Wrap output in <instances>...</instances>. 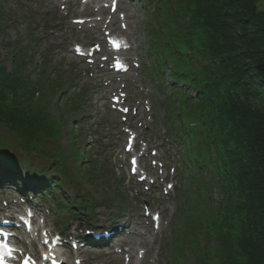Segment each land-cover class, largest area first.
<instances>
[{
    "label": "trees",
    "instance_id": "trees-1",
    "mask_svg": "<svg viewBox=\"0 0 264 264\" xmlns=\"http://www.w3.org/2000/svg\"><path fill=\"white\" fill-rule=\"evenodd\" d=\"M160 1L153 14L157 26L150 31L157 39L148 52L149 71L167 74L169 120L177 126L184 165L198 173L180 245L194 247L192 238H198L195 264H264V11L258 7L264 0ZM2 19L0 13V31ZM10 57L8 72L0 53V128L25 152L24 168L32 176L31 158L50 165L64 160L53 149L59 143L57 122L39 101L66 83L33 81L18 48ZM13 144L0 141V159L8 181L20 184L21 169L10 156ZM60 167L55 174L67 177ZM38 179L39 189L57 180Z\"/></svg>",
    "mask_w": 264,
    "mask_h": 264
},
{
    "label": "rangeland",
    "instance_id": "rangeland-1",
    "mask_svg": "<svg viewBox=\"0 0 264 264\" xmlns=\"http://www.w3.org/2000/svg\"><path fill=\"white\" fill-rule=\"evenodd\" d=\"M107 2L109 3L110 0H107ZM156 3H158V0H152L149 4L147 0H122L119 11L115 15V20L120 21L118 14L123 13L125 16L124 23L128 28L123 34L130 38L132 50L125 55V58L139 63L140 51H142L143 68H145L146 64L143 51L147 48L149 41L152 40L148 31L150 28H155V20L150 15L149 9L155 7ZM58 5L61 6L62 3L56 4L54 0H0V8L5 12L0 31V52L2 53V59L7 63L9 71L12 69L10 53L16 47L23 54V57L25 56L27 60L33 61L27 67L26 74L31 76V79L34 81L39 77L49 79V86L51 82L53 86L61 82L65 74L60 73L61 75L59 76L56 72L53 75L49 73V70L57 64L64 67V70L78 65L86 70L90 68V66L86 68L81 65L83 64L82 62L72 57L71 46L76 42L85 43L86 46H89L102 40L104 37V24L100 28L94 29L96 32L90 36V32L89 35L86 34L88 27L75 26L71 21L77 19L74 17L82 16L79 11L83 7H80L77 1L71 5L69 10L63 11ZM258 7L260 11H264V1L258 3ZM89 12L90 10L85 11L86 14ZM103 13L108 15L109 9H104ZM99 19L100 17H97V20ZM86 38H89L88 42H84ZM44 64L43 70L42 66ZM148 65L151 66L150 63ZM35 68L39 69L40 72L35 71ZM105 76L112 77L110 72H106ZM125 78L128 79V83L126 84L125 82L117 84L118 79L114 78H110V81L102 84L98 81L95 90L98 94L95 97L96 100L80 113L78 108L74 109V103L70 106L68 103L66 104V97L73 91L71 89L69 92V88L61 92L56 88L57 93L54 94H51L52 90L49 89L47 94L50 95L39 101L41 105L46 104L49 107L53 121L60 122H58V127L62 132V137L59 144H57V148L61 149L67 156V163L65 165L71 177L70 180H64L58 175L54 176L62 181L61 186L54 188L57 193L52 198L54 202L56 200L61 201L62 193H65L72 200L78 196L84 200L94 199L97 202L95 203L96 205H101L102 201L108 202V208L96 211L95 216L87 220L85 224L96 223L99 226H108L119 219L128 218L131 214L135 215L138 221L140 218L141 202L144 197L136 195L131 185L133 181L125 172L114 170L116 164L113 159L115 153L118 152L117 144L120 141L118 138L121 134L125 135L124 130L128 128L121 118L109 113L106 105L109 102L108 98L117 88H123L125 85L129 93L134 97L140 96L149 99L152 106V117L143 124V126H148L149 128L147 132H144L141 126H137L136 129L142 136L149 138L156 148H160L163 145L169 148V156L171 158L169 165L171 168H176L175 157H180L176 148L174 135L167 133L164 126L165 111L162 107L164 97L160 92L162 83L157 78H154V75H151V78L147 74L143 75L140 68H135L134 72L128 74ZM100 79L101 75L98 76V80ZM82 80L85 84L87 82L90 85L92 84L88 77ZM142 90L143 94L141 93ZM37 97L36 95L35 99ZM73 110L74 112H72ZM73 129L75 130L74 137H71L70 132ZM0 137L4 138L8 137V135L0 132ZM73 146L78 150L79 155H76L73 151ZM10 156L17 161L19 166L24 164V154L17 147L13 149ZM34 159H32V163H35L37 171H46V168L48 170V166L46 165L48 163L40 162L37 159L34 162ZM96 160H100L102 165H106L107 169H110L112 172V175L110 176V173L104 171L100 173H96V171L90 172ZM59 164L62 165L61 162ZM79 168L83 169L79 170ZM49 172L50 170L45 173ZM27 174L23 172V176L26 177L28 176ZM91 174L97 176L94 181ZM124 177L127 178L126 186ZM181 177L186 178V174H181ZM181 183V189L186 190L189 186L187 180L183 179ZM120 195L124 199V204H122L123 201L117 199V197L121 198ZM211 197L215 204L220 200L219 193L216 191L212 193ZM12 201L14 202L15 200L12 199ZM166 204L168 205V209ZM122 205H124V209ZM156 206L164 211V215L167 214V221L150 251L157 252L161 246V264H167L170 262L171 249L169 247L167 251H162V249L171 241V233L175 224L174 217L176 220L178 211L183 207V202L182 199L176 196V193L175 199L173 193H171L167 201L162 202L160 199H157ZM49 208V205H46V210H49ZM60 210L55 209V213H51V218L45 215L49 227L64 232L69 226H72L71 231L74 234L78 226L76 220H80V218L76 217L74 213H68V210L63 208ZM182 220H184L183 217ZM151 240V237H149L147 242ZM192 240L196 243V246L188 248L192 253L189 251L184 253L185 249L182 251L180 257L181 264H195L197 260L195 256L197 253L195 251L198 250L200 243L198 238H192ZM117 263L118 258L114 261L109 259L105 261V264Z\"/></svg>",
    "mask_w": 264,
    "mask_h": 264
},
{
    "label": "snow or ice",
    "instance_id": "snow-or-ice-1",
    "mask_svg": "<svg viewBox=\"0 0 264 264\" xmlns=\"http://www.w3.org/2000/svg\"><path fill=\"white\" fill-rule=\"evenodd\" d=\"M117 47H119V45H117ZM125 47H126V45H125ZM169 187H171V185H169ZM157 219H159V217H157ZM4 247H7V245H5Z\"/></svg>",
    "mask_w": 264,
    "mask_h": 264
}]
</instances>
